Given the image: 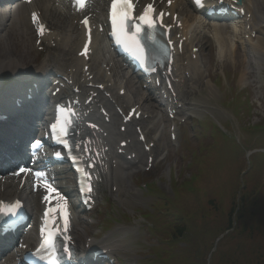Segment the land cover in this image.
Listing matches in <instances>:
<instances>
[{"label": "rangeland", "instance_id": "rangeland-1", "mask_svg": "<svg viewBox=\"0 0 264 264\" xmlns=\"http://www.w3.org/2000/svg\"><path fill=\"white\" fill-rule=\"evenodd\" d=\"M18 50L27 54V61L30 60L29 65L31 69L34 68V65H37L36 59L32 61V49L28 36L24 38V41L22 45L18 47ZM213 58L214 50L211 49L210 46L205 48L203 45L201 49V63L209 74L208 78H206L202 84L204 85L207 83V85L210 86L211 92L208 91V86L205 85L206 92L201 93L200 96L194 97L193 100L197 103L196 105H198V109H191V112H194L191 113V115L193 117L196 116L194 118L200 119L201 122L210 121L219 127H226L229 125L232 132L235 134V137L240 139L242 136L240 127L237 125L230 112V104L231 101L234 100L231 99L233 93L234 91H240V87L238 86V79L241 77L240 68L237 67L236 70L233 71L229 64L230 62L227 61L226 58L218 62H213ZM64 63L65 62L61 61L51 62V66L54 68H61ZM219 70L223 72V76L220 75ZM9 76L13 79L9 78L6 80L7 84L3 86V89L0 90L1 92L22 84V80L18 79V82H16L13 75L11 76V74H9ZM133 92V88H126V94H128L127 97H130V93ZM207 92L209 93L208 96L206 95ZM251 95L252 94L250 93L249 97L254 105V97H251ZM212 97L214 100L205 104L204 101L209 100ZM143 101H145V98L141 99L139 97L135 100L137 104H141ZM224 101H227L228 106L223 105ZM201 103L206 106H203V108ZM261 104L262 106H258L259 108L254 105L252 111L253 115L250 118L251 122L257 120L264 121V102ZM144 107L149 111L152 110L155 116V112L158 113V123L154 131L162 132L161 140L157 147L158 160L156 167L152 170L153 174L134 177L132 186H130V194L136 195L134 199L124 196L123 193H118L111 195L110 198H108L110 201H108L109 203L107 202L108 205H106V198H102L103 200L101 199L99 201L101 203L99 206V212L95 211L92 214L95 226L84 229H81L80 227L78 232L82 233L83 236L81 238H83L84 235L87 236L93 234V232L96 231L94 228L103 230V225L110 222L112 227L107 232L102 231L98 236V240L108 237L109 240H113L112 242L122 244L124 248L121 250L117 249L119 258L127 260L128 264H137L145 256L153 257L158 255L160 252V246L156 240L161 238L162 231L164 230L163 223L167 222L166 225L169 226L168 221H177L182 216L183 220H187L185 223L187 224L188 238L184 242L183 249L180 248V245L177 246L180 249H175L177 254L170 257L171 261H178L181 264H189L190 257L196 250L200 251L203 255L207 253L212 238L213 246L210 251L214 249L215 251L213 254H210V251L207 253L209 264H225L230 258L235 256L250 257L254 245L244 243L243 236L248 235L251 232V228L254 227H249L248 225L243 224L239 215L245 213L247 208L252 207L255 200L256 204L259 206V211H264V186L254 195L248 192V189L240 190L238 188L237 172L243 164L242 150L248 147V141L242 139L241 144L238 145L231 137L224 136L218 144H215L214 149L210 150L208 153H202L201 150L198 151V153L192 157L193 163L188 172L192 174L194 181L199 187L198 194L201 200H199L193 192L185 191L174 201L181 216L176 214L175 210H170L163 214L164 219L157 220L155 226L153 224V219L143 216V213L154 212V209L157 206L156 199L166 202L172 200L170 182L172 179H175L179 185L183 180L188 178V173L185 172L184 167L187 164L185 162H190V154L187 155L188 151L185 153V150L186 146L190 145L192 141L191 135L193 134L189 128L190 126L186 125L180 134L181 141L179 150H177V148H171L169 144L167 145L165 134L166 121L160 114L161 112H159L157 107L152 103H148V101H145ZM252 130H258V127ZM154 131H151V134ZM185 133L188 135L187 139L183 138ZM196 133L197 132H195V134ZM199 140L200 136H197L194 143L191 144L194 150L201 146L197 144ZM205 141L207 143L208 140L205 139ZM257 145L264 146V137L258 141ZM159 158H164V160L161 161ZM256 158L259 160H255ZM262 158H264V155L256 154L250 159L249 163H253L256 166ZM247 163L248 162L245 161V166ZM195 164H198L203 169V175L200 177H197L194 174ZM249 176L250 175H247V178ZM178 177L179 179H177ZM175 180L173 181L175 182ZM144 182L151 184L154 183V188L158 189L164 197L160 198L159 195L158 198L155 199V193H150L152 191H149V189L141 188ZM234 195L242 198L243 205L236 209L238 215L236 216L234 214L232 216V229L225 237H216L218 231L221 228H225L224 223L228 218L226 198L231 200ZM211 196H215L217 199L220 215L217 216V212L214 210L210 217L212 222L208 223L203 218L204 205L208 203ZM159 213L161 214L162 212L159 211ZM196 221H198L197 226ZM151 226L153 229L152 233L148 232ZM196 236L203 237V239L195 242L194 237ZM166 245L167 243L163 245L164 247L162 248L164 252L170 251Z\"/></svg>", "mask_w": 264, "mask_h": 264}, {"label": "snow or ice", "instance_id": "snow-or-ice-1", "mask_svg": "<svg viewBox=\"0 0 264 264\" xmlns=\"http://www.w3.org/2000/svg\"><path fill=\"white\" fill-rule=\"evenodd\" d=\"M197 5L202 4V0H195ZM74 4L77 7V9H82L85 6V0H74ZM112 11H111V23H112V35L117 38V41L121 44H123L126 48L130 50H135L137 53H142V50L139 47V43L136 40V36L139 34L141 30L142 24H146L148 28L153 27V21L150 19L151 13H152V6L149 5L146 7L144 14L139 17L140 23H134L133 27L135 28V32L129 36L126 32V24L127 22L132 20V4L128 3L127 0H123L122 3H118L117 0H113L112 3ZM37 19L36 15L33 14V21L35 22ZM85 27L87 28L88 22L87 19L83 21ZM39 34H43V27L41 26L38 29ZM151 38V37H150ZM88 50V44L85 43L84 45V52H82V55H85ZM138 58L143 62V56L140 54ZM55 128V126H54ZM63 131V129H62ZM59 155V153H57ZM21 172L24 171V169L20 170ZM19 174V173H17ZM37 177L43 176V173L37 172L35 173ZM49 192L54 191L52 188H48ZM90 191V189H89ZM45 200H48V197L45 196ZM63 200V198H60ZM21 208V205L19 202H16L12 205H4L0 203V217L3 216H11L15 217L17 216V210ZM56 211V209H49L46 210L44 213L45 216V224H47L48 217L50 215V212ZM59 212L61 214V217L64 219L65 227L67 226V211H66V205L61 204L59 207ZM42 235L45 233V229H41ZM53 236L54 233L48 232L47 236L43 239V242L41 244V249L47 248L50 253L54 255L55 251V245L53 244ZM65 252L69 255V258L71 257V253L69 252L68 248L65 247ZM47 264H56L55 259L50 256L49 260L47 261Z\"/></svg>", "mask_w": 264, "mask_h": 264}, {"label": "bare ground", "instance_id": "bare-ground-1", "mask_svg": "<svg viewBox=\"0 0 264 264\" xmlns=\"http://www.w3.org/2000/svg\"><path fill=\"white\" fill-rule=\"evenodd\" d=\"M184 1L183 0H178L177 6L179 4H182ZM98 7V4L96 5ZM94 13V11H93ZM18 17H23V10H20L17 17L13 19L11 22H8L5 25H0V74L3 73L4 71L8 70L9 72H15L18 74V71H21L22 65H24L27 60L25 59L24 54L18 50V45L14 40L15 35L12 34V32H17L20 31V29L24 26H21V21L16 22V19ZM69 16H67L68 19ZM67 22V21H66ZM201 20L195 18V17H188L184 19V28L187 30L188 34L191 36V40L193 41L195 35H200V26H201ZM210 29L214 33L218 32H223L224 28L222 26H217V25H211ZM75 32V35H77V30L76 28L72 29ZM26 31H22L21 34L25 35ZM236 32H237V27H234V30L231 34H228V40H227V45L229 46L228 48H225L224 50L220 48L219 50V57L223 54H227L229 56H234L235 58V51L234 46H233V41L236 39ZM68 33H65L62 38V46L61 49L64 50L66 48H71L73 49L76 47V39L78 35L74 38L71 34L67 35ZM17 35V34H16ZM60 37V35H58ZM256 44L263 45L261 42H255ZM233 49V50H232ZM224 51V53H223ZM70 55V54H69ZM66 58V56H62L61 59ZM62 61V60H61ZM78 60L74 59L71 63L77 64ZM23 70V69H22ZM26 70V69H25ZM32 72V70H29ZM35 71V70H33ZM198 93V92H197ZM49 100V96L46 97ZM46 105V101L44 102ZM43 103V104H44ZM122 177V176H121ZM128 177L124 179V182L121 183V186H126L128 188ZM127 183V184H126ZM125 193L128 195L130 198H135L131 196L129 193L130 191L125 190ZM77 241L80 239L79 236H76Z\"/></svg>", "mask_w": 264, "mask_h": 264}]
</instances>
